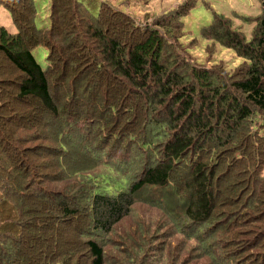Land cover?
I'll use <instances>...</instances> for the list:
<instances>
[{
  "label": "trees",
  "instance_id": "obj_1",
  "mask_svg": "<svg viewBox=\"0 0 264 264\" xmlns=\"http://www.w3.org/2000/svg\"><path fill=\"white\" fill-rule=\"evenodd\" d=\"M258 1L255 17L211 11L201 29L208 56L219 45L243 59L227 71L178 44L197 0L142 23L104 2L94 17L81 0H49L41 30L33 0H0L16 30L0 26V264H156L145 252L167 236L171 264H264ZM141 207L167 230L153 235Z\"/></svg>",
  "mask_w": 264,
  "mask_h": 264
},
{
  "label": "rangeland",
  "instance_id": "obj_2",
  "mask_svg": "<svg viewBox=\"0 0 264 264\" xmlns=\"http://www.w3.org/2000/svg\"><path fill=\"white\" fill-rule=\"evenodd\" d=\"M181 0H81L85 9L90 10L92 16H96L98 8L102 2L108 4L113 9L121 11L136 22H144V16L151 20L154 15L164 13L171 8L175 7ZM36 8V16L34 20L35 28L41 30L45 29L49 25V0H33ZM204 4H208L207 8ZM229 17L231 13H235L236 16L255 17L261 12V5L258 0H197L195 7L188 13L187 16L181 19L183 25L184 35L179 38L178 44L184 47L186 56L190 57L196 64L210 67L212 65L222 64L227 71L235 69L244 61L238 58L234 52L230 49H225L217 45L213 55L208 56L206 48L210 45L209 41L201 38V29L207 27L212 22V12ZM238 14V15H237ZM239 26V22H235ZM0 26L10 33H15L16 30L11 23L8 12L0 7ZM252 25H242L241 31L246 39H250ZM195 42L193 46H189L190 43ZM32 55L36 62L42 69L47 66L46 56L47 51L42 47H37L32 51ZM262 175L264 176V169ZM138 217L142 219H150L149 226L152 227V234L155 235V231L167 230V226L164 225V218L156 210L150 211L144 207L136 210ZM132 217H135V212L132 213ZM164 225V226H163ZM121 226L117 228L118 232H121ZM116 236H119L118 234ZM156 240V238H155ZM156 242L151 248L145 252L146 258L156 262V264H171V258L176 257L180 251L177 249V237H164L160 241ZM161 243L165 246L164 254L154 253L156 246ZM150 244V243H149ZM147 244L146 248L149 246ZM115 250L126 251L119 244L115 249L109 248L106 250V254H110L109 259L116 255ZM117 258V257H116ZM179 258V257H178ZM122 259V257H121ZM179 260H181L179 258ZM140 261V259L138 260Z\"/></svg>",
  "mask_w": 264,
  "mask_h": 264
},
{
  "label": "crops",
  "instance_id": "obj_3",
  "mask_svg": "<svg viewBox=\"0 0 264 264\" xmlns=\"http://www.w3.org/2000/svg\"><path fill=\"white\" fill-rule=\"evenodd\" d=\"M10 33V32H9Z\"/></svg>",
  "mask_w": 264,
  "mask_h": 264
}]
</instances>
